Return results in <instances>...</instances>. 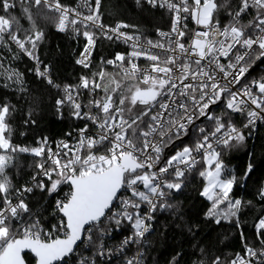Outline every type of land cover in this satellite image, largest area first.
Listing matches in <instances>:
<instances>
[{"label":"snow or ice","instance_id":"1","mask_svg":"<svg viewBox=\"0 0 264 264\" xmlns=\"http://www.w3.org/2000/svg\"><path fill=\"white\" fill-rule=\"evenodd\" d=\"M146 3L170 14L169 31L156 29L159 39L155 42L120 30L134 25L101 23V0H95V8L84 0L88 15L61 0H32L37 8L43 5L58 14L57 30L71 27L74 34L83 36L86 42L76 64L85 69L91 63L96 30L108 40L114 35L132 43L126 55L117 52L114 60L102 58L90 77L81 75L78 84L63 85L57 111L67 105L72 117L86 121L75 130L71 145L57 141L53 152L47 137L36 147L14 145L8 123L14 106L0 103V264H113L114 252L123 255L129 245L140 242L156 210L172 207L166 202L169 194L182 190L186 174L196 171L203 182L200 195L210 202L205 217L217 224L234 220L240 228L238 213L242 204L251 201L230 196L238 178L223 156L245 142V130L251 136L256 122L264 121V75L249 79L255 68L264 65V0ZM14 7L12 0H0V44L9 51L15 44L18 53L35 62L38 77L60 88L49 66L41 69L36 54L43 29L28 7L23 13L29 28H23L11 15ZM189 20L199 29L189 30ZM140 58L146 66L135 62ZM117 62L123 75L105 71L104 65ZM4 75L6 81L14 77L21 82L22 74L14 69ZM84 91L87 103L80 101ZM234 114L246 117L239 127ZM18 153L41 158L35 164L37 171L19 187L8 171L16 166ZM252 171L250 161L243 176ZM62 188L66 191L61 194ZM34 189L57 197L50 213L54 223L49 224L26 202ZM258 196L264 200V184ZM125 221L131 234L113 248L106 243L114 230L110 226L123 230ZM255 231L259 246L241 232L243 255L237 252L231 264H264V215L256 220ZM180 255L177 252L169 264H179ZM140 256L137 252L125 257L123 264H143ZM212 264H219V257Z\"/></svg>","mask_w":264,"mask_h":264},{"label":"trees","instance_id":"2","mask_svg":"<svg viewBox=\"0 0 264 264\" xmlns=\"http://www.w3.org/2000/svg\"><path fill=\"white\" fill-rule=\"evenodd\" d=\"M76 1L61 0V3L73 6ZM24 7L30 9L37 26L44 31L38 48L43 65L50 66V75L57 83L78 84L81 75L90 77L101 66V58L111 57L118 48L113 42L99 39L93 51L92 62L85 69L76 64L83 50V39H76L68 32L57 30L55 20L58 14L43 5L37 8L32 3L16 2L11 15L19 19L23 28H29L23 13ZM100 13L105 24L113 25L117 21H123L127 25H134L135 27L128 29L139 33L143 38L154 39L156 29L170 28L171 24L168 11L151 9L144 3L138 4L136 0H102ZM249 18L251 17H245L244 22ZM222 20L226 21L227 17H222ZM11 49L9 51L0 44V103L7 101L14 106L8 118L12 129V143L34 146L39 137L54 139L64 135L66 130L81 125L83 122L70 115L67 105L61 107L63 115L57 116L56 99L62 97V91L30 71V60L18 53L16 46L12 44ZM104 68L109 74L123 75L105 65ZM13 69L22 74L20 83L14 77L12 80L5 79V71ZM5 83L7 87L4 86ZM238 120V116L234 115V121ZM223 159L238 178L230 196L233 199L239 198L242 202L251 201L250 205L242 204L238 213L240 228L236 227L234 220H221L217 224L212 218L205 217L204 213L210 207V202L200 195L202 178L198 171L187 173L182 190H174L169 194L168 204L172 207L161 209L155 214L152 230L141 246L145 264H169L177 252L181 253L177 257L179 264H193L194 261L198 264L201 260L204 264H212L217 257L219 264H231L235 254L243 252L241 232L246 240L259 246L255 222L259 216L264 215V211H261L264 209V200L258 196V190L264 184V123L255 134L247 136L246 133L245 142L226 151ZM39 160L40 157L32 154H17L16 166L8 170L17 187L29 180ZM250 161L254 165V171L244 177L243 173ZM26 202L33 210L38 209L49 224L55 222L50 215L54 207L53 196L34 189ZM110 235L121 237V233L116 230ZM133 248L131 245V249Z\"/></svg>","mask_w":264,"mask_h":264},{"label":"built area","instance_id":"3","mask_svg":"<svg viewBox=\"0 0 264 264\" xmlns=\"http://www.w3.org/2000/svg\"><path fill=\"white\" fill-rule=\"evenodd\" d=\"M136 1H137V0H136ZM12 2H13L14 4H15L16 2H20V3H32V0H26V2H25V0H12ZM83 3H84V0H77V1L75 2V4H74L73 6H70V7L76 8V9H77L79 12H81L83 15H88V14H89V8H88V7H83V6H82ZM87 3H88V5H90L92 8H95V0H87ZM140 3H144V4L147 5L149 8L154 9V10H166V11H167V9H163V8H159V7H156V8L151 7L150 5H148V4L146 3V0H140ZM101 5H102V0H101ZM100 11H101V7H100ZM117 22H123V21H117ZM117 22H115V24H113V25H108V26H109V27H114V26L116 25ZM101 23L105 24L102 20H101ZM123 23L126 24L125 22H123ZM187 24H188V29H189V30H191V29H199V26H196L191 20L187 21ZM105 25H107V24H105ZM169 29H170V28H162V29H160V30H161V31H169ZM120 30H121V31H125V32H127L128 34H130V35H139V36L141 37V35H140L139 33L132 32V31H130L128 28H121ZM64 32H68L70 35H72V36H73L74 38H76V39H79V38L83 39L84 43L86 42L82 35L77 36L76 34H74V33L71 31V27H69V29L66 30V31H64ZM110 35H111V33H110ZM96 36H97L96 43H95V46H94V48H93V50H92L91 56L89 57V60H90L91 62H92L93 51H94V49H95V47H96V44H97V41H98L99 39H104L105 41L113 42V43H115V44L118 46V48L114 51L113 55H112L111 57H109V58L104 59L105 61L108 60V59H113V60H114V58H115V54H116L117 52H121V53H124V54L126 55L129 51H131V43H132L131 41H129L128 43H125L123 40H117L116 37H115L114 35H113V38H112L111 40H108V39L104 38V37L101 35V33H100L99 30H96ZM146 39H150V38H143V37H141V41H144V40H146ZM157 39H159V37H158L157 32H156V36H155V38H154V39H151V40H153V41L155 42ZM162 42H163V41H162ZM184 42L187 43V41H184ZM13 45L15 46V44H13ZM83 50H84V49H83ZM83 50H82V51H83ZM36 54L39 56V59H40V61L42 62V63H41V69H43V61H42V59H41V55H40V52H39V48H38V47H37V49H36ZM22 55H23L25 58H27L28 60H30V62H31V66H29V69H30V71H33L34 74H36V73H35V62H34L33 60H31L29 57H27L26 55H24L23 53H22ZM79 58H80V56H79ZM102 58H103V57H102ZM102 58H101V59H102ZM135 62H136L137 64H139L140 66H146V64H147V62L144 60V58H140L139 60H136ZM221 62H222V63H226L225 60H222ZM90 64H91V63H90ZM46 65H48V64H46ZM118 65H119V62H117V65H105V66H107V67H109V68H112V69H115V70H117L119 73L123 74V73L121 72V69H120V67H119ZM48 66H49V65H48ZM124 66L127 67V64L125 63ZM262 68H264V65H261L260 67L255 68V70L252 71L251 76L249 77V79H251L252 77H259L260 75H264L263 72L261 71ZM49 71H50V66H49ZM51 77H52V76H51ZM53 81H54V80H53ZM54 83L60 85V88H56V89H60V90L62 91V87H63L64 84H60V83H57V82H55V81H54ZM240 86L242 87L243 85H240ZM63 95H64V93H63V91H62V96H63ZM88 99H89V97H88V93H87L86 91L82 92V94L80 95V101H81L82 103H87V100H88ZM253 107H254V106H253ZM56 114H57V116L61 117V116L63 115L62 108H60L59 112L57 111ZM234 115H235V116H238V118L240 119V120H238L237 122H235L236 125H237L238 127L240 126L241 123L245 122V119H246L245 116H242V115H240V114H234ZM81 121L83 122L81 125L76 126V127L72 128L71 130H66V131H65V134L62 135V136H60V137H57V138H54V139H51V138L47 137V140H48V146H50V147L52 148L53 152L56 151L57 141L66 140V141H68V143H69L70 145L74 142V141H73V137L76 136V131H75V130L78 129V128H80V127H83V124L86 122V121H83V120H81ZM263 123H264V121H260V120H258V121L256 122V128L252 130V135L255 134V132L257 131L258 127H259L261 124H263ZM89 127L91 128V124H89ZM70 132L72 133V136H71V137L68 136V135H66L67 133H70ZM245 132L247 133V130H245ZM189 135L191 136V133H190ZM43 138H44V137H39V138L37 139V142H38V141H42ZM20 146H25V145H20ZM36 146H38V143H36V145H34V146H26V147H36ZM26 154H31V153H26ZM32 155H33V154H32ZM45 158H46V154H45ZM40 159H41V158H40ZM39 161H40V160H39ZM35 171H37V170H35ZM32 175H33V173L29 176V179H30V177H31ZM28 181H29V180H28ZM28 181H27V182H28ZM27 182H26V183H27ZM60 191H61V194H62L64 191H66V189H65V188H62ZM30 194H31V193H30ZM28 196H29V194L27 195V199H28ZM56 198H57L56 196H53L54 203H55V199H56ZM26 201H27V200H26ZM166 202H167V204L169 203V198L167 199ZM163 209H164V208H163ZM159 210H161V209L158 208V209L156 210V212L154 213L153 219H152L151 221H149V223H150V228H149V231H148L147 233H145V236L141 238L140 242H138V243H136V244H131V245L134 246L133 249H131V245H130V246L127 247V251H125L123 255H121L120 253L114 252L113 264H123V260L125 259V257H133V256H135V255L137 254V252L141 253L140 259L142 260L143 264H145L144 259H143V253H144V252H143L141 246H142L144 240L146 239L147 235L149 234V232L152 230V226H153V223H154V220H155V214H156ZM53 223H54V222H53ZM124 223H125V225H127V227H125L123 230L115 229L114 226H110V227H113V229H114L113 231L116 230L117 232L121 233V237H113V236H112L111 239L108 240V241L106 242L108 245L112 246L113 248H115V246H116V245H117V244H118V243H119V242H120L125 236L131 234V228H130V225L127 224V221H125ZM241 254L243 255V252H242ZM85 255H90V253H85ZM254 263H255V261H253V264H254Z\"/></svg>","mask_w":264,"mask_h":264},{"label":"rangeland","instance_id":"4","mask_svg":"<svg viewBox=\"0 0 264 264\" xmlns=\"http://www.w3.org/2000/svg\"><path fill=\"white\" fill-rule=\"evenodd\" d=\"M188 141L187 140H185V143H187ZM229 170H230V172L232 173L233 171H232V169L231 168H228Z\"/></svg>","mask_w":264,"mask_h":264}]
</instances>
